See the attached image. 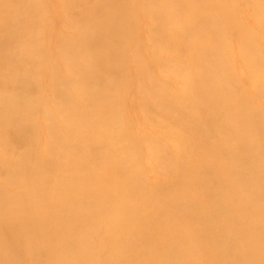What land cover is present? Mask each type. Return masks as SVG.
<instances>
[{"label":"bare ground","instance_id":"1","mask_svg":"<svg viewBox=\"0 0 264 264\" xmlns=\"http://www.w3.org/2000/svg\"><path fill=\"white\" fill-rule=\"evenodd\" d=\"M0 264H264V0H0Z\"/></svg>","mask_w":264,"mask_h":264}]
</instances>
